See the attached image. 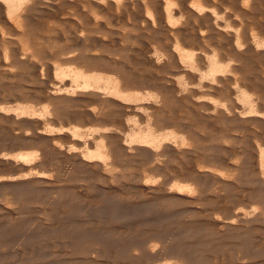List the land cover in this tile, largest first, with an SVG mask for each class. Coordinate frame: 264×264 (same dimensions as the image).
Instances as JSON below:
<instances>
[{
    "label": "rangeland",
    "instance_id": "obj_1",
    "mask_svg": "<svg viewBox=\"0 0 264 264\" xmlns=\"http://www.w3.org/2000/svg\"><path fill=\"white\" fill-rule=\"evenodd\" d=\"M42 1H34L30 15L34 27L31 31L38 46L36 61L44 69L40 67L35 74L31 65L22 64L20 60L9 68V73L0 69V109L3 112L0 113V153L6 154L12 162L16 157L15 161L25 164L24 168L6 172L0 162V178L5 179L0 182V264H177L179 257L169 254L174 245H182V251L187 250V254L195 252L193 264H264V232H261L264 231V207L254 199V195L264 196L254 178L259 168L258 151L264 150V106L252 109L259 95L262 97L255 87L261 85L264 91L262 54L252 51L244 62L231 60L233 65L242 66L241 72H236L237 77L245 76H241L240 87L237 86L241 90L233 88L234 84H217L208 75V67L215 54L232 55L234 40L232 44H222V51L214 38L199 39L197 11L187 7L188 12L185 9L181 16L175 15L178 18L176 30H180V35L175 37L178 42L172 38L169 43L166 38L172 31L167 26L164 30L159 28L152 10L143 6V0L134 1L133 7L121 5L122 9L101 18L107 32L103 41L105 48L95 53L109 58L99 62V70L83 74L96 73L101 83L110 82L107 89L121 76L127 86L130 85L126 89L128 93L125 91L117 97L108 92L113 96L110 101L100 100L96 106L90 105L95 111H103L104 117L115 122L113 126L81 125L66 117L67 113L81 107L75 108L65 101L56 104L45 100L48 88L60 80L53 70L45 69L46 62L56 61L46 57L58 56L69 49L77 28L62 24L54 11L40 10L44 6ZM158 1L161 5L169 1L177 6L178 0ZM186 1L187 6L190 5L191 0ZM226 1L215 0L219 4L212 7V11L216 10L219 18L220 13L229 11L231 19L225 21L232 23V29L242 31L245 25L246 32L264 38V0H245L248 11L242 8L244 0ZM70 2L61 0L60 6L66 12L75 13L78 8L86 10L89 4V0ZM161 8L165 21L164 3ZM153 30L155 33L151 32ZM88 39L83 46L93 47L90 37ZM78 53L76 50L75 54ZM81 55V60L89 62L83 50ZM3 59L0 48V63ZM75 67V72L79 73L85 69ZM209 83L220 84L223 91H213ZM76 89L70 87V93L72 90L76 93ZM107 89L104 90L107 92ZM228 93L231 95H226ZM142 95L147 97L141 98ZM132 99L134 105L143 103L149 105L148 109L145 105L139 106V116L133 111L126 112L122 104ZM30 107L35 110L32 112ZM44 107L56 110L50 112ZM88 127L99 129V133H95L99 137L82 133V129L88 131ZM107 130L111 138L101 136ZM38 131L42 134H36ZM73 132L86 136L77 135L78 138ZM73 134L80 140L83 137L81 142L90 141L91 147L76 146L70 140ZM235 167L239 168L236 172L232 171ZM250 176H254V182ZM243 216L247 220H241ZM217 219L218 222L232 220L233 230L227 232L215 221ZM253 220H257L256 223Z\"/></svg>",
    "mask_w": 264,
    "mask_h": 264
},
{
    "label": "bare ground",
    "instance_id": "obj_2",
    "mask_svg": "<svg viewBox=\"0 0 264 264\" xmlns=\"http://www.w3.org/2000/svg\"><path fill=\"white\" fill-rule=\"evenodd\" d=\"M35 0H0V48H1V52L2 55L4 57L3 61L0 63V69L3 72H10L11 70H9V68L11 66H16L18 63L17 60H20V63L22 64H28L31 65L34 73L41 67V69H44V66H40V64H38L39 62L36 61V58L38 56V50L35 44V35L33 34V30L31 31L32 28V17L30 15V10L33 7V3ZM40 1V0H39ZM60 1L61 0H44V6L42 8L39 7V5L37 6L38 8H40V10H45V11H54L56 13V15L58 16L57 18L61 21L62 24H71L72 27H76V34L74 37V42L73 45L60 53V55L57 56H48L46 57V59L48 60H56V61H52L51 63H45V69L50 72L51 70H53V72L55 73L54 76L57 77V79L60 80L57 82H53V84L48 88L49 90L47 91V101H49L50 103H58L59 101H65V102H70L73 106L76 107H81L79 109L81 110H75L73 112L70 111V114L67 113L68 120H72L73 122H79V124L81 125H91V126H102L105 124H111L113 126V122H111V120H108L106 117H104L105 113H103V111L99 110V111H95L94 107H90V105L92 103H94L93 106H96V104L100 103V100H107L110 101L112 99L113 96H111L110 94L117 96L118 95L122 96V94L124 95L125 91H127L126 89L129 88V86H127V82L125 81V79L123 77L118 76L117 79L119 78V80H115V83H113V86L107 89V84L109 85L110 82H107V84H103L101 83V81H99V77L98 75L95 73H87V74H83L86 72H90L92 70V72L94 70H99L97 66L102 63L101 61L105 60V57L103 53H95L96 51H99L100 49L102 50L103 47V41L105 35H107V32L105 31V28L103 26L102 23V19L104 16H109L111 13H114L113 11H117L119 8L122 7H129L130 5H132L131 7H133V2L137 1V0H89V4L87 5V9L85 10V8H78V11H76L75 13L72 12H66L65 8L63 9L60 6ZM68 1V0H67ZM139 1V0H138ZM142 1V0H141ZM140 1V3H141ZM161 1V0H160ZM164 1V0H163ZM177 1V0H176ZM226 1V0H225ZM38 1H36L37 3ZM72 2V0H71ZM70 2V3H71ZM143 6H145V8L147 9H151L152 13L154 14V18H156V21L158 22V26L160 29L164 30V28L167 26L170 30V36L168 39V42L170 43L171 39H175V42L177 41V39L175 38L176 36L180 35V30H176V28L178 27L177 24V20L178 18L175 17V15L183 13L182 11H184L187 7L191 8V10H196V16L197 18H195L198 22H199V39H201L202 41H204L205 38H210V39H215L216 44L219 45L220 50L223 51V46L222 44H226L229 42V44L231 43L232 40L234 45V49L232 50V55H230L229 57H225V55L227 54L225 51V55L224 54H215V58L212 60V64L209 65V70L208 71V75H211L210 77H212L213 80H215L218 84L222 83V85H232V87H237L240 83V81L243 79H241V76L237 77L236 76V72L240 70L241 72V67H238L237 65L235 66V64L233 65L231 63V60L233 59L234 61H240V62H244V60L248 59L250 52L254 51V53H256L258 55V53H261L264 59V38H259L257 37L253 32H246V26L243 25V30L240 31L239 29H232V23H229V20L225 21V19H228L231 17V14L229 15V11H221L220 12H224V13H220V19L218 16L219 14H216L214 9L212 11V7L216 8L217 4L219 3H215V0H191V2L189 3L190 5L187 6V1L186 0H178L177 1V6H175L174 4L171 5V3L169 1H164L162 2V5L164 3V13L166 14L165 17V21L163 20L164 17H162V8H161V2H159L158 0L152 1V0H143ZM227 2V1H226ZM252 2V1H251ZM256 2V1H255ZM64 3V1L62 2ZM66 3V1H65ZM68 3V2H67ZM221 3H224L223 1ZM248 3L247 1H242V8L243 9H248ZM69 4V3H68ZM137 4V3H136ZM134 4V6L136 5ZM232 4V3H231ZM42 5V4H41ZM63 5V4H62ZM238 5V4H237ZM35 6V5H34ZM65 6V4H64ZM63 6V7H64ZM175 6V7H174ZM225 6V5H224ZM82 7V6H81ZM86 7V6H84ZM221 7V6H220ZM68 9V8H67ZM122 9V8H121ZM133 9V8H132ZM136 9V8H135ZM34 10V9H33ZM77 10V9H76ZM188 9H186L187 11ZM190 10V9H189ZM188 10V11H189ZM237 10V9H236ZM37 11V8H36ZM132 11V10H131ZM187 11V12H188ZM248 11V10H247ZM150 12V11H149ZM148 12V13H149ZM162 12V13H161ZM186 12V13H187ZM191 12V11H190ZM238 12V11H237ZM48 13V12H47ZM232 13V12H231ZM38 14V13H37ZM42 14V13H41ZM184 14V13H183ZM188 14V13H187ZM195 14V13H194ZM222 14V15H221ZM248 14V13H247ZM38 16V15H37ZM113 16V15H112ZM153 16V15H152ZM179 16V15H178ZM111 17V16H110ZM190 17V16H189ZM188 17V18H189ZM237 17V16H236ZM50 19V18H49ZM107 19V18H105ZM153 19V18H152ZM231 19V18H230ZM48 20V19H47ZM235 21V19H233ZM44 21V20H43ZM50 21V20H49ZM54 22V21H53ZM153 22V21H152ZM155 22V21H154ZM135 23V22H134ZM239 23V22H238ZM250 25V24H249ZM41 26V25H40ZM69 26V25H68ZM155 26V25H154ZM153 26V27H154ZM71 27V26H70ZM108 27V26H107ZM198 28V29H199ZM254 28V27H253ZM107 29V28H106ZM155 29V28H154ZM202 29V30H201ZM70 30V29H69ZM152 30V29H151ZM254 30V29H253ZM252 30V31H253ZM85 31L88 32L89 34L87 35V33L85 34ZM156 30L151 31L152 33H155ZM74 32V31H71ZM150 32V31H149ZM164 32V31H163ZM182 32V31H181ZM258 32V31H257ZM35 33V32H34ZM167 33V32H166ZM73 34V33H72ZM116 34V33H115ZM158 34V33H157ZM259 34V33H258ZM66 36V35H65ZM67 37V36H66ZM69 37V36H68ZM90 37L92 43H93V47H86L83 46V42L85 40H89L88 38ZM195 37V36H194ZM39 38V37H38ZM185 38V37H184ZM64 39V38H63ZM198 39V37H197ZM209 39V40H210ZM40 41V40H38ZM58 41V38L57 40ZM73 41V40H71ZM182 41V40H181ZM172 42V43H175ZM178 42V41H177ZM68 43V42H67ZM88 43V42H87ZM109 43V42H108ZM165 44V43H164ZM232 44V43H231ZM88 45V44H87ZM92 45V44H91ZM105 45V44H104ZM175 45V44H174ZM177 45V44H176ZM181 45V44H180ZM183 45V44H182ZM215 45V44H214ZM108 46V45H107ZM43 47V46H42ZM178 47V46H176ZM196 47V46H195ZM225 47V46H224ZM105 48V47H103ZM112 48V47H111ZM173 48V47H172ZM214 48V47H212ZM226 48V47H225ZM189 49V48H187ZM186 49V50H187ZM231 49V48H230ZM229 49V50H230ZM78 51V55L75 54V51ZM83 50V55H88L85 56V59H88L89 62L85 61V63L82 62L81 58V51ZM204 50V49H203ZM202 50V51H203ZM207 50V49H206ZM218 50V49H217ZM226 50V49H225ZM228 50V51H229ZM167 51V50H166ZM183 51V50H182ZM85 52V53H84ZM100 52V51H99ZM102 52V51H101ZM176 52V50H175ZM190 52V51H189ZM198 52V51H197ZM223 52V53H224ZM87 53V54H86ZM109 53V52H108ZM116 53V52H115ZM199 53V52H198ZM216 52H213V54ZM183 54V53H182ZM191 54V53H190ZM197 54V53H196ZM204 54V53H203ZM45 55V54H44ZM187 55V54H186ZM228 55V54H227ZM111 56V55H110ZM189 56V55H188ZM176 57V56H175ZM186 57V56H184ZM192 57V56H191ZM109 58V57H108ZM201 58V57H200ZM211 58V57H210ZM231 58V59H230ZM251 58V57H250ZM11 59L9 62L8 60ZM207 59V58H206ZM225 59H229L227 62L224 61ZM42 60V59H41ZM109 60V59H108ZM112 60V59H111ZM199 60V59H198ZM253 60V59H252ZM177 61V60H176ZM180 61V60H179ZM184 61V60H183ZM41 62V61H40ZM199 62V61H198ZM83 63V64H81ZM111 64V63H110ZM149 64V63H148ZM82 66V68L84 67L85 69L80 70L82 73L79 72H75L76 67L75 66ZM103 65V64H102ZM26 67V66H25ZM184 67V66H183ZM238 67V68H237ZM263 67V66H262ZM79 69V68H78ZM77 71H80L78 70ZM46 71V72H47ZM114 71V70H113ZM206 71V72H207ZM252 71V70H251ZM112 72V71H111ZM203 72V71H202ZM243 72V71H242ZM33 73V74H34ZM117 73V71H116ZM262 73V72H261ZM31 74V76L33 75ZM36 74V73H35ZM34 74V76H35ZM233 74V75H231ZM244 74V73H243ZM120 75V74H119ZM205 75V73H204ZM116 76V75H115ZM124 76V75H123ZM244 76V75H243ZM242 76V77H243ZM254 76V75H253ZM10 77V76H9ZM47 77L49 78V76L47 75ZM59 77V78H58ZM245 77V76H244ZM14 78V77H13ZM33 78V77H32ZM12 79V78H11ZM35 79V77H34ZM109 79V78H108ZM39 80V79H38ZM56 80V78H55ZM127 80V79H126ZM254 80V78H253ZM262 80V79H261ZM29 81V80H28ZM33 81V80H32ZM110 81V79H109ZM209 81V80H208ZM245 81V79L243 80ZM264 81V80H263ZM263 81H261L263 83ZM51 82V81H50ZM112 82V79H111ZM206 82V81H205ZM251 82V81H249ZM41 83V82H40ZM129 83V82H128ZM139 83V82H138ZM145 83V82H144ZM243 84H245L244 82H242ZM248 83V81H247ZM246 83V84H247ZM260 83V82H259ZM260 83V84H262ZM112 84V83H111ZM210 84V83H209ZM208 84V85H209ZM215 84V83H214ZM214 84H210L209 87L212 88L213 91H218L221 93V87L220 84L218 85H214ZM6 85V84H5ZM251 85V84H249ZM254 85V84H253ZM40 86V85H39ZM43 86V85H42ZM77 88L76 89V93L74 92V87ZM111 86V85H110ZM201 86V85H200ZM242 86V85H241ZM252 86V85H251ZM4 87V86H3ZM70 87L73 88L72 92L70 93ZM237 87V89L239 90L240 88ZM245 87V86H243ZM253 87V86H252ZM255 87V86H254ZM175 88V87H174ZM258 88V90L256 92H259L262 94V97H260L259 95V100L257 101V103H253L254 105L252 109L255 108H262L264 106V91L262 86L260 85L259 87H255V89ZM104 89H107L108 91L106 92ZM132 89V88H131ZM204 89V88H203ZM223 89V87H222ZM227 89V88H226ZM4 90V89H3ZM178 90V89H177ZM207 90V89H206ZM235 90V89H234ZM233 90V91H234ZM241 90V89H240ZM254 90V88L252 89ZM2 91V89H1ZM37 91V90H36ZM170 91V90H169ZM205 91V90H204ZM229 90L227 89V91H225L226 93ZM236 91V90H235ZM42 92V91H41ZM110 94H109V93ZM132 92V91H130ZM137 92V91H136ZM201 92V91H200ZM209 92V91H208ZM238 91H236L237 93ZM240 92V91H239ZM238 92V93H239ZM4 93V92H3ZM44 93V92H43ZM75 93V94H73ZM108 93V94H107ZM128 93V91H127ZM126 93V94H127ZM160 93V92H159ZM133 94V93H132ZM142 94V93H140ZM150 94V93H149ZM172 94V93H171ZM207 94V93H206ZM212 94V93H211ZM169 95V93H168ZM225 95V94H224ZM226 95H231L230 93L226 94ZM239 95V94H238ZM236 94V96H238ZM145 95H142V97H144ZM176 96V95H175ZM180 96V95H178ZM243 96V95H242ZM258 96V95H257ZM36 97V96H35ZM137 97V96H136ZM147 97V96H145ZM184 97V96H183ZM215 97V96H214ZM248 98H250L249 96H246ZM1 98V97H0ZM135 98V97H134ZM177 98V97H176ZM227 98V97H226ZM8 99V98H7ZM18 99V98H17ZM140 99V96L139 98ZM145 99V98H144ZM200 99V98H199ZM235 99V98H233ZM237 99V98H236ZM239 99V98H238ZM252 99V98H251ZM41 100V99H40ZM114 100V99H113ZM120 100V99H119ZM127 100V99H126ZM130 100V99H129ZM179 100V99H178ZM202 100V99H200ZM240 100V99H239ZM25 101V100H23ZM36 101V100H35ZM121 101V100H120ZM124 101V100H123ZM128 101V100H127ZM126 101V102H127ZM158 101V100H157ZM197 101V100H196ZM205 101V100H204ZM248 101V99H247ZM255 101V100H254ZM1 102V101H0ZM34 102V101H32ZM116 102V101H115ZM142 102V101H141ZM221 102V101H220ZM224 102V101H223ZM145 103V102H144ZM147 103V102H146ZM156 103V102H155ZM196 103V102H195ZM214 103V102H213ZM244 103V102H243ZM247 103V102H246ZM19 104V103H17ZM37 104V103H36ZM55 104V105H56ZM118 104V103H117ZM215 104V103H214ZM30 105V104H29ZM71 105V107H72ZM116 105V104H115ZM119 105V104H118ZM121 105V104H120ZM123 108L125 109L126 112L128 111H133L136 112L137 114L138 112V107L139 106H146L147 109L149 107V105L146 104H133V99L132 102L129 101L127 103L122 104ZM159 105V104H158ZM220 105V104H219ZM246 105V104H244ZM244 105H242L244 107ZM20 106V105H19ZM38 106V105H37ZM59 106V105H58ZM157 106V105H155ZM241 106V105H240ZM7 107V106H6ZM14 107V106H13ZM29 107V106H28ZM48 107V106H47ZM46 107V108H47ZM62 107V106H61ZM67 107V106H66ZM114 107V106H113ZM120 107V106H119ZM153 107V105L151 106V108ZM222 107V106H221ZM249 107V106H248ZM246 107V109L248 108ZM23 108V107H22ZM25 108V106H24ZM23 108V109H24ZM45 108V107H44ZM45 108V109H46ZM51 108V107H50ZM64 108V107H63ZM74 108V109H75ZM97 108V107H96ZM103 108V107H102ZM138 108V109H137ZM245 108V107H244ZM6 109V108H5ZM10 109V108H9ZM16 109V108H15ZM27 109V108H26ZM41 109V108H39ZM43 109V107H42ZM101 109V106H100ZM223 109V108H222ZM229 109V108H228ZM242 109V108H240ZM245 109V110H246ZM25 110V109H24ZM23 110V111H24ZM30 110L33 112L34 107H30ZM38 110V109H37ZM47 110V109H46ZM51 110L55 111L56 109L52 108ZM51 110H47L50 111ZM143 110V109H142ZM226 110V109H225ZM234 110V109H233ZM236 110V108H235ZM30 111V113H31ZM42 111V110H41ZM124 111V112H125ZM152 111V110H151ZM216 111V110H215ZM237 111V110H236ZM239 111V110H238ZM237 111V112H238ZM242 111V110H241ZM251 112V110H248ZM256 111V110H255ZM261 111V110H260ZM5 112V111H4ZM8 112V111H7ZM18 112V111H17ZM36 111H34L35 113ZM49 112V113H50ZM148 112V111H147ZM0 113L3 114L2 110L0 109ZM42 113V112H41ZM45 113V112H44ZM141 113V112H140ZM138 114L141 115V114ZM227 113V112H226ZM233 113V112H232ZM244 113V112H243ZM246 113V111H245ZM252 113V112H251ZM255 113V112H254ZM16 114V113H15ZM48 114V113H47ZM223 114V113H222ZM239 114V113H238ZM242 114V113H241ZM51 115V114H50ZM131 115V114H130ZM135 115V114H134ZM244 115V114H243ZM17 116V115H16ZM21 116V115H20ZM26 116V115H25ZM36 116V115H35ZM45 116V115H44ZM43 116V117H44ZM52 116V115H51ZM144 116V114H143ZM247 116V115H246ZM250 117L252 115H249ZM37 117V116H36ZM48 117V116H47ZM56 117V115H55ZM147 117V116H145ZM223 117V116H222ZM255 117V116H254ZM259 117V116H258ZM28 118V117H27ZM40 118V117H39ZM42 118V116H41ZM52 118V117H51ZM61 118V117H60ZM63 118V117H62ZM18 119V118H17ZM32 119V118H31ZM45 119V118H44ZM50 119V118H49ZM147 119V118H146ZM234 119V118H233ZM37 120V119H36ZM64 120V119H63ZM125 120V119H124ZM132 120V119H131ZM138 120V119H137ZM238 120V119H237ZM245 120V119H244ZM242 120V121H244ZM259 120V119H258ZM20 121V120H19ZM61 121V120H60ZM65 121V120H64ZM136 121V120H135ZM262 121V120H261ZM43 122V119H42ZM68 122V121H67ZM71 122V121H70ZM246 122V121H244ZM260 122V121H259ZM65 123V122H64ZM249 123V122H248ZM247 123V124H248ZM30 124V123H29ZM67 124V123H66ZM72 124V123H70ZM260 124V123H259ZM52 125V124H51ZM61 125V123H60ZM63 125V124H62ZM65 125V124H64ZM69 125V123H68ZM67 125V126H68ZM126 125V124H125ZM237 125V124H236ZM241 125V124H240ZM53 126V125H52ZM73 126V125H72ZM252 126V125H251ZM44 127V126H43ZM51 127V126H49ZM61 127V126H60ZM65 127V126H64ZM80 127V126H79ZM82 127V126H81ZM233 127V126H232ZM236 127V126H235ZM258 127V126H257ZM55 128V126H54ZM70 128H72L70 126ZM78 128V125L77 127ZM83 128V127H82ZM89 130L86 131L82 129V133H86L87 135L90 134L91 136H93V138L99 137L98 135H95V133H99L98 130L96 131V129H90V127H88ZM87 128V129H88ZM112 128V127H111ZM120 128V127H119ZM264 128V127H263ZM61 129V128H60ZM69 129V128H68ZM109 129V128H108ZM122 129V128H121ZM55 130V129H54ZM62 130V129H61ZM66 130V129H65ZM72 130V129H71ZM74 130L75 129V125H74ZM73 130V131H74ZM78 130L80 131L81 129L78 128ZM104 130V129H102ZM110 130V129H109ZM44 131V130H42ZM47 131V130H46ZM45 131V132H46ZM50 131V130H49ZM70 131V130H69ZM78 131V132H79ZM121 131V130H120ZM143 131V130H142ZM150 131V130H149ZM21 132V131H20ZM28 132V131H27ZM66 132V131H65ZM72 132V131H71ZM81 132V131H80ZM79 132V133H80ZM118 132V131H116ZM24 133V132H23ZM42 134V132L38 131L36 132V134ZM51 133V132H49ZM68 133V131H67ZM74 133V132H73ZM109 133V134H107ZM140 133V132H139ZM146 133V132H145ZM148 133V132H147ZM154 133V132H153ZM19 134V133H18ZM30 134V133H28ZM47 134V133H46ZM55 134V133H54ZM53 134V135H54ZM76 135V137L84 135V134H77L76 132L74 133ZM74 134L72 136V138L70 139L74 144H76V146L83 144L85 148L91 147V142L85 140V142H81L82 139H78L76 137H74ZM113 134V133H112ZM27 135V134H26ZM78 135V136H77ZM100 135V134H99ZM20 136V135H19ZM40 136V135H39ZM49 136V135H48ZM59 136V135H58ZM101 136L103 137H108L110 136V132L107 130L106 132L101 133ZM100 136V137H101ZM131 136V135H130ZM144 136V135H143ZM147 136V135H146ZM145 136V137H146ZM170 136V135H169ZM61 137V136H60ZM59 137V138H60ZM112 136H110L111 138ZM115 137V136H113ZM142 137V136H141ZM33 138V137H32ZM67 138V137H66ZM81 138V137H80ZM6 139V138H5ZM40 139V138H39ZM55 139V138H54ZM86 139V138H85ZM98 139V138H97ZM96 139V140H97ZM103 139V138H102ZM101 139V140H102ZM136 139V138H135ZM63 140V139H62ZM68 140V139H67ZM66 140V141H67ZM69 140V141H70ZM106 140V139H105ZM117 140V139H116ZM138 140V139H137ZM142 140V139H141ZM20 141V140H19ZM18 141V142H19ZM42 141V140H41ZM57 141V140H56ZM70 141V142H71ZM87 141V142H86ZM157 141V140H156ZM27 142V141H26ZM43 142V141H42ZM68 142V141H67ZM34 143V141H33ZM48 143V142H47ZM60 143V142H59ZM114 143V142H113ZM163 143V142H162ZM19 144V143H18ZM30 144V143H29ZM66 144V143H65ZM100 144V143H99ZM57 145V144H56ZM71 145V144H70ZM69 145V146H70ZM73 145V144H72ZM180 145V144H179ZM132 146V145H131ZM257 146V145H256ZM260 146V145H259ZM27 147V146H26ZM46 147V146H45ZM44 147V148H45ZM48 147V146H47ZM99 146H97L98 148ZM76 148V147H75ZM80 148V147H79ZM180 148V147H179ZM259 148V147H258ZM46 149V148H45ZM65 149V148H64ZM69 149V148H68ZM92 149V148H91ZM94 149V148H93ZM260 149V148H259ZM258 149V150H259ZM101 150V149H99ZM98 150V151H99ZM4 151V150H3ZM66 151V150H65ZM64 151V152H65ZM126 151V150H125ZM256 151V150H255ZM75 152V151H74ZM92 152V150H91ZM259 158H255L256 161L259 160V162H257L259 165V168L257 171H255V182L258 184L257 186H259L261 188L262 191H264V150L261 148L259 151ZM258 152L256 151L255 153ZM67 153V152H66ZM83 153V152H82ZM81 153V154H82ZM87 153V151H86ZM97 153V152H96ZM103 153V151H102ZM105 153V152H104ZM191 153V152H190ZM70 154V153H68ZM90 154V153H89ZM106 154V153H105ZM170 154V153H169ZM25 155V154H24ZM29 155V154H28ZM77 155V154H76ZM103 155V154H102ZM189 155V154H188ZM83 156V155H82ZM93 156V155H92ZM95 156V155H94ZM97 156V155H96ZM12 157V156H11ZM89 157V155H88ZM145 157V156H144ZM73 158V157H72ZM84 158V157H83ZM91 158V157H90ZM96 158V157H95ZM14 159V157H13ZM17 158L15 157V160ZM20 159V158H19ZM81 159V158H80ZM12 159H10L9 157H6V154L4 153H0V162L2 163L1 169H3V171L7 169H12L13 171H15L16 167H20L24 168L25 164L20 162V161H15L12 162ZM98 159H96L97 161ZM244 160V159H243ZM90 161V160H89ZM93 161V160H92ZM99 162V161H97ZM229 162V161H228ZM0 163V164H1ZM101 163V162H100ZM104 164V163H103ZM256 164V163H255ZM226 165V164H225ZM251 165V164H250ZM249 165V166H250ZM29 166V165H28ZM99 166V165H98ZM105 166V165H104ZM233 166V165H231ZM238 167V166H237ZM32 168V167H31ZM104 168V167H103ZM224 168V167H223ZM229 168V167H228ZM106 169V168H105ZM233 169V168H232ZM236 169L238 170L239 168H236L232 171L236 172ZM249 169V168H248ZM11 170V172H12ZM202 170V169H201ZM244 170V169H243ZM103 171V170H102ZM230 171V170H229ZM10 172V171H8ZM105 172V171H104ZM213 172V171H212ZM231 172V171H230ZM5 173V172H4ZM232 174V173H231ZM238 174V173H237ZM13 175V174H12ZM15 175V174H14ZM222 175V174H221ZM229 177H231L232 175H228ZM237 175H235L236 177ZM243 176V175H242ZM223 177V176H222ZM251 177V176H250ZM251 177V179H252ZM16 178V177H15ZM233 178V177H232ZM249 178V177H248ZM11 179V178H10ZM229 179V178H228ZM5 179L2 177L0 178V182H3ZM7 181V180H6ZM172 181V180H171ZM220 181V180H219ZM252 181L254 182V180L252 179ZM36 183V182H35ZM185 183V182H184ZM250 183V182H249ZM173 184V183H172ZM238 184V183H237ZM182 185V184H181ZM247 185V184H246ZM256 185V184H255ZM228 186V185H227ZM233 186V185H232ZM18 187V186H17ZM210 187V186H209ZM223 187V186H222ZM252 187V186H251ZM238 188V187H237ZM225 189V188H224ZM234 190V189H233ZM186 191V190H185ZM181 191H179L180 193ZM235 192V191H234ZM178 193V194H179ZM257 193V192H256ZM242 195V194H241ZM249 199V198H248ZM254 199H257L256 201L260 204L263 205L264 207V196H261L260 198L254 195ZM251 200V199H250ZM13 203V202H12ZM153 206V205H152ZM252 207V206H251ZM255 208V207H254ZM222 209V208H221ZM250 209V208H249ZM247 210V209H246ZM261 210V209H260ZM73 211V210H72ZM260 212V211H259ZM94 213V212H93ZM162 213V211H161ZM218 213V212H217ZM258 213V212H257ZM263 213V212H262ZM227 214V213H226ZM238 214H242V213H238ZM255 214V213H254ZM203 215V214H202ZM247 217L249 216L248 214H244ZM219 216V215H218ZM231 216V215H230ZM246 216L241 217V220H247L245 218H247ZM216 217V216H215ZM229 217V216H228ZM213 218V217H212ZM261 218V217H260ZM228 219V218H227ZM257 219V218H256ZM117 220V219H116ZM222 220V219H221ZM252 220V219H251ZM217 221V223H219V225L227 230H233L232 228L234 227V223L231 220H223V221H219L218 219L215 220ZM239 221V220H238ZM255 223L256 221L253 220ZM252 221V223H253ZM120 222V221H119ZM249 222V221H247ZM259 223H261L260 221H258ZM250 224L251 226L253 224ZM143 224V223H142ZM244 224V222H243ZM247 224V223H246ZM135 225V224H134ZM157 227V226H156ZM239 228V227H238ZM234 230H236L234 228ZM257 230V229H256ZM255 230V231H256ZM221 231V230H220ZM257 232V231H256ZM264 232V231H261ZM185 233V232H184ZM188 233V232H187ZM200 233V232H199ZM255 233V232H254ZM231 234V233H230ZM117 235V234H116ZM232 235V234H231ZM85 236V235H84ZM91 236V235H90ZM89 236V237H90ZM79 237V236H78ZM81 237V236H80ZM83 237V235H82ZM92 237V236H91ZM94 237V236H93ZM92 237V238H93ZM205 237V236H204ZM246 237V236H245ZM142 238V237H141ZM251 238V236H250ZM84 239V238H82ZM123 239V238H122ZM243 239V238H242ZM253 239V238H252ZM87 240V239H86ZM160 240V239H159ZM177 240V239H176ZM166 241V240H165ZM184 241V240H183ZM233 242V241H232ZM98 243V242H97ZM172 243V242H170ZM176 243V242H175ZM96 244V243H95ZM126 244V243H125ZM183 244V243H182ZM251 244V243H250ZM21 245V244H20ZM186 245V244H184ZM169 246V245H168ZM172 246V245H171ZM103 247V246H102ZM191 247V245H190ZM189 248V247H188ZM193 248V247H192ZM195 248V247H194ZM169 249V248H168ZM171 249V248H170ZM187 249V248H186ZM251 249V247H250ZM183 250V247L181 245V247L179 246H172V250L169 251V254L178 256L179 259L177 261V264H193V260L195 258L194 253H188L187 254V250L186 253ZM190 250V249H189ZM247 250V249H246ZM196 251V250H195ZM253 251V250H252ZM95 252V251H94ZM119 252V251H118ZM125 252V251H124ZM198 252V251H197ZM196 252V253H197ZM200 252V251H199ZM246 252V251H245ZM254 254V253H253ZM168 255V254H167ZM202 255V254H201ZM160 256V255H159ZM170 256V255H169ZM199 256V255H197ZM242 256V255H241ZM163 257V256H162ZM173 257V256H172ZM244 257V256H243ZM257 257V256H256ZM161 258V257H160ZM176 258V257H173ZM199 258V257H198ZM252 258V257H251ZM254 258V257H253ZM166 259V258H165ZM242 259V258H241ZM240 259V260H241ZM244 259V258H243ZM210 261V260H209ZM247 261V260H246ZM165 262V261H164ZM171 262V261H170ZM173 262V261H172ZM195 263V262H194ZM248 263V262H247ZM262 263V262H261ZM164 264V263H163ZM167 264V263H166ZM244 264V263H243ZM259 264V263H258Z\"/></svg>",
    "mask_w": 264,
    "mask_h": 264
}]
</instances>
